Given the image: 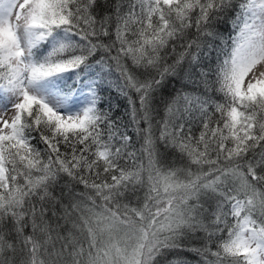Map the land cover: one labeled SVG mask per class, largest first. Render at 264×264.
I'll use <instances>...</instances> for the list:
<instances>
[{"label":"snow or ice","instance_id":"snow-or-ice-1","mask_svg":"<svg viewBox=\"0 0 264 264\" xmlns=\"http://www.w3.org/2000/svg\"><path fill=\"white\" fill-rule=\"evenodd\" d=\"M184 251L264 264V0H0V264Z\"/></svg>","mask_w":264,"mask_h":264},{"label":"trees","instance_id":"trees-1","mask_svg":"<svg viewBox=\"0 0 264 264\" xmlns=\"http://www.w3.org/2000/svg\"><path fill=\"white\" fill-rule=\"evenodd\" d=\"M98 2L103 6V4H104V0H98ZM171 87V86H170ZM113 95H114V97H115V99L117 100V101H119V103H120V105H121V109H123L124 107H126V105H127V101H126V99L125 98H123V97H120L117 93H113ZM134 95V94H133ZM163 115V112L161 111V116ZM170 160H171V158H170ZM145 163H146V161H145ZM179 161L177 160L176 161V164H177V166H179ZM133 203H135V202H133ZM194 244H196V246H199V244H198V242H193ZM176 259H178V260H182V261H184L185 262V264H197V261H199L200 260V257L198 256V255H196L195 253H193V252H190V251H184V252H181L180 254H179V256L178 257H175Z\"/></svg>","mask_w":264,"mask_h":264}]
</instances>
